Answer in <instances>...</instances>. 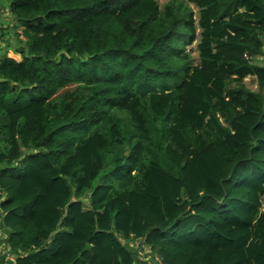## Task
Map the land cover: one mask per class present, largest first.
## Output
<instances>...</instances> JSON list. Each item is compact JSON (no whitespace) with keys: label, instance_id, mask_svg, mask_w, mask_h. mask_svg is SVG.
<instances>
[{"label":"trees","instance_id":"trees-1","mask_svg":"<svg viewBox=\"0 0 264 264\" xmlns=\"http://www.w3.org/2000/svg\"><path fill=\"white\" fill-rule=\"evenodd\" d=\"M188 1L6 0L16 264H264V0Z\"/></svg>","mask_w":264,"mask_h":264},{"label":"rangeland","instance_id":"rangeland-1","mask_svg":"<svg viewBox=\"0 0 264 264\" xmlns=\"http://www.w3.org/2000/svg\"><path fill=\"white\" fill-rule=\"evenodd\" d=\"M170 0H158L161 8H163V6L169 2ZM183 2L184 5H187L189 8H191L193 10V12H195L196 15H198V10L199 8L189 2L188 0H181ZM6 2V0H0V57L2 54V51L5 50L8 56H11L13 58H16L18 60L21 59V56L19 53L14 52V50L11 48V46L13 47L14 44H18L20 45L18 42H16V34L13 25V19L12 17L6 13V9H4V3ZM19 30H21L19 28ZM17 30V33L20 35V31ZM20 37L25 38L24 35ZM196 42H194L192 45L187 46V50H190L191 48L195 47ZM194 62L198 61V54L197 51L194 50L192 53ZM255 62L264 64V55L258 56L255 59ZM247 86H249L251 89L257 90L258 89V84L256 82V78L252 77V76H248L245 80ZM131 246H133V248H135L136 250H140V254L145 257L147 256L149 253V249H145L146 247L143 246V244H141V242L139 240L136 241H132L129 242ZM150 258V257H149ZM156 260V259H155ZM139 262V261H138ZM142 262H144L142 259L139 262V264H143ZM148 264H151V261H147Z\"/></svg>","mask_w":264,"mask_h":264},{"label":"crops","instance_id":"crops-1","mask_svg":"<svg viewBox=\"0 0 264 264\" xmlns=\"http://www.w3.org/2000/svg\"><path fill=\"white\" fill-rule=\"evenodd\" d=\"M6 5L4 3V9ZM7 9V7H6ZM16 59V58H15ZM18 60V59H17ZM8 236L9 229H7L1 222L0 218V264H16V256L17 254L12 250L8 252L3 249V245L8 244ZM146 249V248H145ZM151 255L145 256V258H149ZM143 264H148L147 262H142Z\"/></svg>","mask_w":264,"mask_h":264},{"label":"built area","instance_id":"built-area-1","mask_svg":"<svg viewBox=\"0 0 264 264\" xmlns=\"http://www.w3.org/2000/svg\"><path fill=\"white\" fill-rule=\"evenodd\" d=\"M19 31H20V35L23 36L24 34L21 32V30H19ZM24 37H25V36H24ZM20 38H22V37H20ZM22 39H25V38H22ZM3 249H4V250H7L8 252L12 251L11 247L9 246V244H5V245H3ZM155 259H156L157 261H160V258H159V257H156Z\"/></svg>","mask_w":264,"mask_h":264}]
</instances>
